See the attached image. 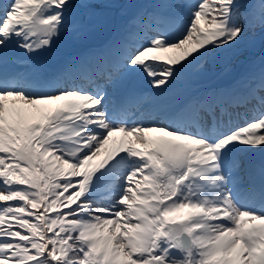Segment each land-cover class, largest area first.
Returning a JSON list of instances; mask_svg holds the SVG:
<instances>
[{
  "label": "snow or ice",
  "instance_id": "1",
  "mask_svg": "<svg viewBox=\"0 0 264 264\" xmlns=\"http://www.w3.org/2000/svg\"><path fill=\"white\" fill-rule=\"evenodd\" d=\"M177 9L52 80L6 72L7 52L50 49L110 0L0 2V264H264V73L243 92L129 114L108 84L157 93L194 63L264 30V0H165ZM257 115L232 123L230 109Z\"/></svg>",
  "mask_w": 264,
  "mask_h": 264
},
{
  "label": "rangeland",
  "instance_id": "2",
  "mask_svg": "<svg viewBox=\"0 0 264 264\" xmlns=\"http://www.w3.org/2000/svg\"><path fill=\"white\" fill-rule=\"evenodd\" d=\"M153 1H155L159 5L160 10L163 7L166 11H168V8L166 6H163V3L165 2H160L161 0ZM243 2L249 6L242 7L240 9V12L249 13L251 18V14L253 12L251 5L255 4L256 0H243ZM127 3L128 5L133 4V7L137 5L136 0H110V6L100 9V11L102 13L106 12V16L115 15V17L118 18L117 21H121V19H119V15L121 16L122 14L119 13V10H121V8H124L125 6L127 7ZM110 11H113L114 14ZM174 12L176 14L177 9H174ZM86 18L87 20H90L91 15H86ZM125 18L126 17H123L124 20ZM105 22L106 21H104L103 24ZM58 57L59 55L54 51H45V53H35L27 55L25 51H21L20 54L10 53L9 48L6 56V61L13 60L21 64V67L19 69V72L21 73L31 72L40 77L43 73L49 71L46 65H48L49 63H53ZM240 64H242L243 67L250 66L246 69L248 71H246L247 73L245 74V82L247 83L253 82V80H255L259 75V64L262 65L261 68L264 69V30L256 27L255 29L250 30L247 33L246 40L236 48L218 52L212 57L200 60L189 66L188 68H186L184 73H182L181 76L175 82H173L170 89L164 93H157L153 88L148 91H143L144 82L142 81V75L133 73H128L123 77L118 76L116 81L112 84H108L104 80H98L97 82L105 87L106 91L109 93L110 98V95L113 94L111 92L114 86H116L120 81H128V85L126 86L124 91L129 90V95L127 92H125L123 103L128 108L129 114L131 115L133 113H138L141 110L145 112H156L162 109L171 110L172 108H174L176 106L175 101L178 102L180 98L179 94L183 93L181 92L182 90H185L184 87L189 88L190 86H192V83H197L198 85H201V82L208 83L209 81L211 83L212 80L210 78L216 76V70L219 69L221 73L230 71L231 74L234 71L233 69H235V67ZM250 73H253V76H251ZM224 77H226V75ZM40 78L42 79V77ZM167 93H170L168 97H166ZM119 103L121 102H113L110 99V105ZM257 114V111L253 107L252 109L245 111V116H247L248 118H251V116ZM244 118L245 117H239L240 121H243ZM259 152L260 151H255L252 153ZM252 153H249L247 158Z\"/></svg>",
  "mask_w": 264,
  "mask_h": 264
},
{
  "label": "crops",
  "instance_id": "3",
  "mask_svg": "<svg viewBox=\"0 0 264 264\" xmlns=\"http://www.w3.org/2000/svg\"><path fill=\"white\" fill-rule=\"evenodd\" d=\"M97 12L95 14H93V16L91 15V19L88 22H85L82 19H80V16H81L82 13H84V11L83 10H77L75 18H76L77 23L80 25V31L79 32L66 31V32L62 33L61 36L59 37V39H57L54 42L53 46L56 47V46L60 45V46L66 47V48H70L73 44L77 43V42L75 43V42H72V41L69 42L71 37L75 38L76 40H82L83 39V41H86L88 39H93V37H95L97 35L99 36L101 34V29L100 28L104 24L102 22H100V19L97 18ZM93 26L95 27V30L97 32L91 34V30L90 29ZM20 50L24 51L22 49H20ZM21 51H20V53H21ZM45 51L38 52V53H44ZM33 54H35V53H33Z\"/></svg>",
  "mask_w": 264,
  "mask_h": 264
},
{
  "label": "bare ground",
  "instance_id": "4",
  "mask_svg": "<svg viewBox=\"0 0 264 264\" xmlns=\"http://www.w3.org/2000/svg\"><path fill=\"white\" fill-rule=\"evenodd\" d=\"M130 1H132V0H130ZM133 1H134V0H133ZM139 1H140V0H136L137 5H138ZM137 5L133 7V4H132V5H128V3H127V7L125 6L124 8H121V10H119V13L122 14L121 16L119 15V19H123V17H127V15H130L131 13H132V15L134 14V15H133L134 17H136L137 14H135V12H136V7H137ZM167 8H168L169 10H173V9H174V8H172V7H169L168 4H167ZM170 13H171V14H168V15L171 16V17H173V16L175 15V14L173 15L172 12H170ZM134 17H133V18H134ZM117 19H118V18L115 17V15H114L113 17L107 19L106 22L104 23V25L100 28V29H101V32L105 34V32H110V31L116 30L117 24H118V22H119V21H117ZM132 23H133V22H132ZM90 30H91V34L97 32V31L95 30V27H94V26H93ZM17 49H18V48H17ZM239 75H241L242 78H243V76L245 75V73H241V74H239ZM251 75L253 76V74H251ZM169 95H170V93H167L166 97H168ZM118 100H119V99L117 98V101H118ZM143 105H145V104H143ZM261 153H262V151H260L259 153H252V154H250V156L247 158V160H248V161L251 163V165H252V171H253V174L256 175L257 179L259 178V177H258V171H259V170L256 168L255 163H252V158L255 157V156L260 155Z\"/></svg>",
  "mask_w": 264,
  "mask_h": 264
},
{
  "label": "flooded vegetation",
  "instance_id": "5",
  "mask_svg": "<svg viewBox=\"0 0 264 264\" xmlns=\"http://www.w3.org/2000/svg\"><path fill=\"white\" fill-rule=\"evenodd\" d=\"M141 26H142L141 27L142 31L138 32L140 37L142 36V34H145L147 31L151 30L152 28V24H149V23H143ZM129 32H130L129 29L124 30L123 33H121L120 36L118 37V40H123L124 34L128 35Z\"/></svg>",
  "mask_w": 264,
  "mask_h": 264
},
{
  "label": "water",
  "instance_id": "6",
  "mask_svg": "<svg viewBox=\"0 0 264 264\" xmlns=\"http://www.w3.org/2000/svg\"><path fill=\"white\" fill-rule=\"evenodd\" d=\"M108 38H109V36L105 37V38L102 39L101 41H102L103 43H105V41L108 40ZM90 41H92V40H90ZM102 42H101L99 45H101ZM101 48H102V47H98V50H97V53H98V54H104V52L101 50ZM82 50H84V47H83L82 49H78L77 51H71V53H69V54H77V53L81 52ZM56 67H58V66H56Z\"/></svg>",
  "mask_w": 264,
  "mask_h": 264
}]
</instances>
